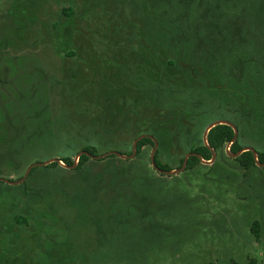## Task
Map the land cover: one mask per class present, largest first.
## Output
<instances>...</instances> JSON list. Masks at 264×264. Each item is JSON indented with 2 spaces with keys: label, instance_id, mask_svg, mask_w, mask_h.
Segmentation results:
<instances>
[{
  "label": "rangeland",
  "instance_id": "obj_1",
  "mask_svg": "<svg viewBox=\"0 0 264 264\" xmlns=\"http://www.w3.org/2000/svg\"><path fill=\"white\" fill-rule=\"evenodd\" d=\"M173 2L0 0V180L19 181L32 164L62 156L74 161L82 144L61 154L56 137L91 136L98 155H130L137 137L152 136L159 160L177 170L189 153L175 131L204 128L202 139L226 121L242 149L264 152V0L221 4L203 22ZM226 149L199 171L161 178L145 148L138 168L160 180L138 192L152 208L89 255L99 264H264V169H241ZM64 171L39 168L20 186L0 184V235H17L14 250L26 244L34 264L54 244L62 252L63 223L80 245L95 230L92 206L80 216L50 201L49 183L68 180Z\"/></svg>",
  "mask_w": 264,
  "mask_h": 264
},
{
  "label": "trees",
  "instance_id": "obj_2",
  "mask_svg": "<svg viewBox=\"0 0 264 264\" xmlns=\"http://www.w3.org/2000/svg\"><path fill=\"white\" fill-rule=\"evenodd\" d=\"M174 1L180 6V9H186L187 13L194 10L193 12L196 18L201 16L200 19L210 15L212 9L220 11L221 4H230L229 6H233L234 8L242 4L241 0ZM161 2L167 5H169V3L174 4L173 0H149L150 6L152 5L154 9ZM213 13L215 12L213 11ZM152 16L163 17L159 15ZM200 21L203 22L202 19ZM261 98V96L257 98L259 103L262 102ZM186 128V130L183 129L184 132L180 129L175 131V135L178 136V138H181L183 135L184 137L186 136L184 143H177L179 144L177 148L183 149L187 153L198 154L204 161L212 160V151L216 153L224 151L227 146L232 143L235 135L231 127L224 125L217 126L210 131L207 137L208 146H206L203 138L200 139L204 128L197 131H193L189 129V127ZM75 134L76 133L68 134V138L75 136ZM71 139L58 141L56 137L55 141L59 144L58 147L61 154H63V151H71L73 154V150L76 149L74 146L82 144V151H87L95 156L98 155L97 147L99 143H93L91 136H79L80 140L78 139L76 144H71L69 141ZM89 142L91 144H89ZM53 143L55 144L56 142L53 140ZM147 147H151L153 150L154 143L149 139H144L139 142L138 155L132 161H124L114 156L100 161H94L88 157L82 156L78 168L75 171H64V173L69 176L68 180L61 183L56 181L49 183L50 191H48L47 195H50L49 199L52 203L53 198L58 199L62 201L66 207L71 209L73 213L77 211L80 216H83V214H81V206L87 204L93 207L97 219L95 221L92 219L95 230L89 227V230L86 231V242L83 245L77 243L75 236H79L80 234L75 231L71 222L69 221L68 225L63 223L62 230L67 233L68 238L60 247L62 252L55 253L57 249L56 246L58 245L54 244L52 250H48L45 256H42L41 264H99L97 261H94V257L89 255V253H99L103 248L112 247L114 238L119 232L121 224H124L126 227L128 226V228L129 226H138V217H144L145 214H148V209L152 208V201L146 195H143V193L140 194V192H138V187L144 186V188L149 189L152 187L151 185L153 183L156 185L158 180H160L159 178L155 180L154 177L149 174V170L141 171L138 168V159H141ZM242 150L241 146L238 145V140L230 147L231 154H237ZM160 153L161 151L158 149L156 153L157 166L161 170L172 171L173 169L168 164H164L159 160ZM131 154L132 152L130 155ZM226 156L228 157L227 153ZM184 159L185 157H181L179 169L183 166ZM201 159L197 157L190 158L184 174L190 171H199L201 167H207L203 165ZM60 160L63 161L65 165H73L72 157L62 156ZM258 160L260 163L264 164V152L258 153ZM233 161L243 170L248 171L252 167H257L256 160L251 152H246ZM59 168L61 167L57 163L46 167L47 170H58ZM38 169H34L30 177L33 176ZM159 176L161 178L165 177L164 175ZM72 190L77 192L72 195L70 194ZM30 202L31 205H29ZM30 202L27 203V205L32 209L35 208V204L38 203L37 199H33V201ZM6 213H8L7 210ZM11 213L9 212V214ZM31 213L32 210L29 214ZM12 218L18 224L25 223V219L17 215L15 217L13 215ZM73 219H75V217H73ZM102 220L105 223L104 229H102L101 226ZM82 221V219L79 220L80 223L77 221L79 223L78 226L85 224L81 223ZM252 231L256 239L259 240L261 237L260 224L255 223ZM107 236H109L108 241ZM16 239L19 240L20 238L13 233L11 235H0V264H34L31 252L27 249L26 244L18 248L16 247L17 251L14 250L15 247L13 248V244ZM247 264H258V262L251 260Z\"/></svg>",
  "mask_w": 264,
  "mask_h": 264
},
{
  "label": "water",
  "instance_id": "obj_3",
  "mask_svg": "<svg viewBox=\"0 0 264 264\" xmlns=\"http://www.w3.org/2000/svg\"><path fill=\"white\" fill-rule=\"evenodd\" d=\"M228 126V127H231L234 131V139L232 141L231 144H229L227 146V149H226V153L229 157H231L232 159H237L239 158L242 154L246 153V152H251L256 160V165L257 167H260V168H263L264 169V164L260 163L259 160H258V153L254 150V149H251V148H245L243 149L242 151H240L239 153L237 154H231L230 153V147L231 145L237 141L238 137H239V132H238V129L231 123L229 122H226V121H218V122H215L211 125H209L205 132H204V136H203V140L206 144V146H208L207 144V137L210 133V131L217 127V126ZM144 139H149L151 140L153 143H154V148L152 150V153H151V157H150V161H151V166L152 168L157 172L159 173L160 175H164V176H167V177H172V176H177L179 174H182L186 171L187 169V166H188V162H189V159L192 158V157H197L199 159H201V157L198 155V154H194V153H189L185 156V159H184V162H183V166L180 168V169H177V170H172V171H164V170H161L158 166H157V163H156V153L159 149V142L152 136H146V135H143V136H140L138 137L134 142H133V145H132V154L131 155H125V154H122V153H119V152H109V153H105V154H102V155H93L87 151H81L79 152L76 156H75V159L73 161V165L71 166H68V165H65L63 161H61L60 159H51V160H48V161H45V162H41V163H35V164H32L26 171L24 177L19 180V181H16V182H13V181H7V180H0L1 183H4V184H7L9 186H20L22 184H24L27 179L29 178V176L31 175L32 171L34 169H38V168H44V167H48L54 163H57L60 165V167L68 170V171H74L78 168V165H79V162H80V159L82 156H85V157H88L94 161H100V160H103V159H106L108 157H111V156H114V157H117L121 160H124V161H132L134 160L137 155H138V144L139 142H141L142 140ZM216 157H217V153L215 151H212V160L211 161H204L201 159L203 165H212L214 164L215 160H216Z\"/></svg>",
  "mask_w": 264,
  "mask_h": 264
}]
</instances>
